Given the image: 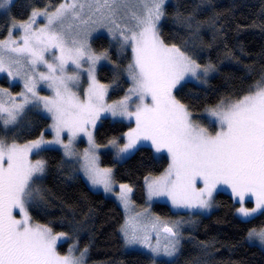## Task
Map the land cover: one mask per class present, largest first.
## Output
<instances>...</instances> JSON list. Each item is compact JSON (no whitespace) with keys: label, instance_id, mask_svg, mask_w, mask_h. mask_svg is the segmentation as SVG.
Instances as JSON below:
<instances>
[{"label":"snow or ice","instance_id":"1","mask_svg":"<svg viewBox=\"0 0 264 264\" xmlns=\"http://www.w3.org/2000/svg\"><path fill=\"white\" fill-rule=\"evenodd\" d=\"M11 2L0 0V8ZM128 3L129 0H92V3L65 0L51 14L33 11L26 23L13 24V30L19 28L23 32L20 42L0 41V73L7 72L15 79L22 68L30 69L22 77L25 89L20 93L22 103H15L6 90L0 89L11 101L9 104L0 100V124L5 130L16 125L25 105L35 100L51 114V128L55 132L54 140L45 141L41 137L25 144L9 143L6 136H0V264H83L87 249L79 257L73 255L71 248L67 255H60L57 242L66 234H53L50 227L30 223L26 205L33 202L34 177L38 178L45 168L44 161L33 162L30 155L45 144H62L66 155H72V143L84 134L90 145L83 155L88 179L92 185L102 186L105 192L113 191L112 170L98 166L97 146L90 130L105 112L135 121L136 126L126 134L127 143L119 148L118 156L146 141L157 153L166 152L170 157L165 172L148 183L150 197L167 196L177 207L208 209L212 206L213 191L225 185L242 205L237 209L242 220L247 221L256 213L264 214V84L256 85L242 98L228 104L221 101L209 109L210 116L219 124V131L214 135L209 133L207 128L192 122L190 111L176 99L173 90L186 76L199 78L198 71L206 76L214 69L211 66L201 69L175 45L168 46L160 39L157 25L165 15V0H139L140 10L131 13L135 21L132 27L122 25L115 18L120 6L126 7ZM86 6L93 15L101 13L99 26L107 28L114 39L118 35L121 49L130 46L133 54V62L127 66L132 87L123 99L111 105L105 103L107 86L95 77V66L107 59V53L98 54L91 48L90 32L81 38H68L63 30L65 19L68 16L81 19ZM37 16L47 18L45 27H33ZM81 23L87 25L88 20L81 19ZM50 50L59 52V55L53 53L52 62L45 57ZM82 61L89 65L86 72L90 81L83 98L70 87L79 81V74H67L69 63L79 69ZM37 65H44L47 72H36ZM39 82H47L54 95L39 96L36 92ZM133 97L138 102L130 110ZM64 133L68 134L67 144L62 139ZM111 144L116 146V141ZM197 180L203 187H197ZM130 192L127 185L120 186L119 198L125 206ZM246 197L254 198L253 208L243 206ZM17 209L20 219L13 214ZM161 232L165 234L163 243ZM152 233L157 235L155 244ZM123 235L127 245L148 249L153 264L156 257L173 258L179 250L178 230L161 226L159 218L131 229L125 227ZM248 238L264 246V229L250 230Z\"/></svg>","mask_w":264,"mask_h":264},{"label":"trees","instance_id":"2","mask_svg":"<svg viewBox=\"0 0 264 264\" xmlns=\"http://www.w3.org/2000/svg\"><path fill=\"white\" fill-rule=\"evenodd\" d=\"M60 2L15 0L8 13L0 8V37L9 35L13 24L29 20L33 11H49ZM164 13L159 26L161 40L177 46L197 63L214 67V75L206 84L188 81L176 92L193 112L221 101L231 103L264 84V0H170ZM92 45L96 51L112 48L114 53L105 36L94 38ZM128 60L126 55L120 67H126ZM114 73L104 65L99 69V78L103 83L118 81L125 87L126 71ZM0 84L7 86L8 82L0 79ZM49 124L47 116L28 109L14 127L5 130L0 124V136L19 143L49 137V131L45 132ZM128 128L125 122L103 118L95 139L104 146ZM102 148L101 165L113 169L116 182L133 188L138 207L144 205L145 179L162 174L169 165L168 157L141 146L118 161L111 150ZM34 157L44 161L45 168L29 213L34 222L68 235L70 240L60 245L62 253L75 241L80 250L87 249L91 264H153L147 252L126 247L121 234L125 220L122 207L93 190L76 163L64 159L62 150L44 148ZM214 200L215 207L208 214L175 212L164 202L152 205V220L155 216L165 218L170 222L167 226L173 225L181 236L176 256L159 259L155 264H264V250L248 240L250 230L264 227V214L245 221L237 213L239 203L229 193L218 191Z\"/></svg>","mask_w":264,"mask_h":264},{"label":"rangeland","instance_id":"3","mask_svg":"<svg viewBox=\"0 0 264 264\" xmlns=\"http://www.w3.org/2000/svg\"><path fill=\"white\" fill-rule=\"evenodd\" d=\"M14 1L15 0H12L11 4L7 5L5 8H1L2 12L8 13L9 9H10V6L12 5V3ZM169 1L170 0H165L164 8H165L166 4ZM67 2L70 3L71 0H67ZM85 2H86V0H78V3H85ZM61 3H65V0H61V2L58 4V6H56L54 9L49 10L47 12L49 14H51L52 12H54L59 7V5ZM87 3H92V0H87ZM139 10H140L139 0H129V3H128V5L126 7L125 6H120V10L117 12V15H116L115 18L122 25L123 24H127L129 27H132V26H134L135 21L131 18V13L133 11H139ZM102 11H105V10H102ZM38 12H44V11H38ZM105 14H106V12H105ZM89 17H91V19H89ZM81 19L88 20V24L87 25L82 24L81 23ZM81 19H73L71 16H68L65 19V21H64L63 30H64V32H65V34H66V36L68 38H73V37L81 38L85 32H90V35L88 37V42H89L91 48L95 52H97L98 54L99 53H107V59H102L96 64V66H95V77H96V80L100 84L107 86V95L105 97V103L109 104V105L114 104L115 102L123 99L124 96L127 94L128 89L130 87H132V82L129 79L128 73H127V66L130 63L133 62V54H132V51H131V47L128 46V47H125L124 49H121L120 45H121L122 41L119 38V36L117 35V37L114 39L113 38V34L109 33L107 28H101L99 26V21L103 19V17L101 16V13H96L95 15H93L92 12L86 6L84 11L81 13ZM27 21H29V20H27ZM27 21L17 23L16 25H19V24H22V23H26ZM93 21H97V23H93ZM160 22H161V20L159 21V23L157 25L158 34H159ZM46 23H47V18L45 16H37L36 17V23L33 25V27L34 28L45 27ZM104 23H107V21L105 20ZM93 29H95V30H93ZM22 35H23V32H22L21 29L17 28L15 30H13V28L11 27L9 35H7V36H5L3 38L0 37V41L7 42V41H9V39H12V40H16L17 42H20V37ZM100 36H105L111 41V44L113 45V50H114L113 55L111 53L112 48H110L109 50H104V51H96L93 48V45H92L93 39L96 38V37H100ZM159 36H160V34H159ZM166 45H168V44H166ZM168 46H172V45H168ZM53 53H55L56 55H59L58 50H50L49 52L45 53V57L49 60V62H52ZM9 55H15V54H11L10 53ZM126 55H128V58H129L127 66L126 67H124V66L120 67V66L123 65L122 62L124 61ZM81 64H82V67L77 69L74 65L69 63V65L67 66V74L68 75H72V74H76V73L79 74V76H80L79 81L75 85H70V87H72V90L77 92L81 96V98H83L84 94H85V92H86V90H87V88L89 86L90 81H89V78H88V75H87V72H86V69L89 67L88 63L82 61ZM197 64H199V63H197ZM104 65L109 66L111 68L112 73L115 72L114 74H116V71H126V81H127V83H126L125 87H124L123 84H121L118 81H116L115 84H110V83L106 84V83L101 82V80L99 78V69L102 66H104ZM199 65L201 66V69L211 66V65H201V64H199ZM211 68L214 69V67H212V66H211ZM15 71H16V68L14 66L13 67V72L15 73ZM28 71H30V69L28 67L22 68L21 69V74L19 76H17L15 79H13L12 76H9L7 74V72L0 73V79H4L5 81L8 82V85H9V86L8 85L5 86L3 84H0V89L6 90V93L10 94L11 97H13L15 99V103H17V104L23 102V98L20 95V93L25 91V89L23 87V82L24 81H23L22 77H23V74L25 72H28ZM36 72H47V69H46V67L44 65H37L36 66ZM214 72H215L214 70H210L207 73V75L205 76V75H200V73L198 71L199 78L192 77V76H186L184 78V80H182L180 82V84L177 85L176 89L173 90V95L176 97V99L179 100L182 104H184L188 108V110L190 111L192 122L194 124L200 125L201 127L207 128L209 133H211L213 135L217 131H219V124H218V121L216 120L215 117L210 116L208 110L212 109V108H215L217 105L205 108V109H203L201 111H198V112H193L189 108V106L187 104H185L184 102H182L178 98L176 92L184 83H186L188 81H192V82H195V83H198V84H202V85L206 84L209 81V79L214 75ZM14 87H16L18 90L14 91L13 90ZM36 92L41 97H52L54 95L53 89L49 88L47 86V82H39L38 85H37V88H36ZM118 93H121V94L118 96ZM29 97H30V100H31V94H29ZM0 100H3L4 102L9 103V104L11 103V101L9 100L8 95L2 94V93H0ZM136 102H138V101L136 100L135 97H133V101H130V110H134ZM28 109H36L37 111L41 112L43 115L47 116L50 119L49 127L45 130V132L49 131L47 133L50 136L49 137H42V138L45 141L54 140L55 139V132L51 128V125L53 123V121L51 119V114L47 113L44 110L43 104L40 103L39 105H37V102L35 100H31V102L29 104L25 105L24 110H23V114ZM103 118H110L111 120H114V121L125 122V123L129 124V128L127 129V131L122 136L113 137L106 145L101 146V145H99L97 143V141L95 139V136H96L95 132H96V129L100 125V123H101ZM14 126L15 125H10L9 127L12 128ZM135 126L136 125H135L134 119L133 120H129L127 118L120 117V116L113 117L110 113H106L105 112V113H101L100 118L96 121L95 128L94 129H90L93 132L94 141H95V144L97 146L95 148V155L98 157V160H97L98 166L100 168H108V169L112 170V180H113L112 187H113V191H111V192H105L102 186H94V185H92L91 181L88 179V176H87V174L85 172V163L86 162L83 159V155H84V152H85L86 149H90V145L88 143L87 136H85L84 134H80L79 136H77L76 139L74 140V142L72 143V145H71V149H72V152H73L72 155H66L65 149H64L62 144H45L40 149L33 150L32 154L30 155V159L33 162H35L36 160H39V159H36L34 156L40 150H42L44 148H58V149L62 150V153L64 154V159L66 158V160L68 162H70V163H73V164L76 163V165L78 166L80 172L83 174V177L86 179V182L88 183V185L93 190L98 191V192H102L106 196H108L110 198H113L122 207V209L124 211V214H125L124 225H123V228H122V231H121V234H122L123 238H124L123 229L125 227L131 229L133 227L139 226L141 223H143L145 221L152 220V217H154V216H153L151 207H152V205L155 202L168 203L175 212H190V213L199 212V213H202V214H208L215 207V200L214 199H215L216 193L218 191H224V192L229 193L233 197V199L237 203H239L237 201L236 197L232 194L231 189L228 188L225 185H220V186H218L216 188L215 191H213L212 198H211V201H210L212 206L210 208H208V209L191 208V207H177V206L173 205L171 199L169 197H167V196H151L150 197L149 194H148V183L150 182L151 179H154V178H157V177L161 176L165 172L164 171L160 175L149 176V177H147L145 179L146 200H145V204L144 205L138 207V205L134 201L133 188L129 184L116 182L115 179H114V176H113V169L111 167H105V166L101 165V152L103 150L102 147H105V148L111 150L113 152L114 156L116 157V159L118 161H122V160L126 159L127 157H129L131 154H133L141 146L151 147L156 155H159V156L160 155H165V156H167L168 159H169V164H170V157L168 156V154L166 152L157 153L155 151L154 147L151 146V143L150 142H146V141H141L140 143L137 144V146L134 149H131L128 153H125L122 156H118L117 155V153L119 151V148L123 147V145L125 143H127L126 134L129 131H131L133 128H135ZM37 139H34V140H37ZM62 139H63V142L65 144H67L68 143V139H69L68 138V134L67 133L62 134ZM34 140H30V141L23 142V143H19V142H17V143L25 144V143H28V142H31V141H34ZM113 140L116 141V146H113L111 144V142ZM9 143H11V142H9ZM43 175H44V172L42 174H38V178L34 177L35 184H34V191H33V200L36 198V194H37V191L39 189L40 182H41V179H42ZM121 185H127L129 188H131V192L128 193V204H127V206H125V203L119 198L120 197V186ZM197 187L198 188L203 187L202 182L199 181V180H197ZM248 202H251L252 205L249 206L247 204ZM241 206L242 205L239 203L238 208L241 207ZM243 206L247 207L249 209L253 208L255 206L254 198L246 197L245 201L243 203ZM26 207H27V210H28V213H29V204L26 205ZM13 214L16 216L17 219L21 218V214L19 213L18 209L14 210ZM258 214L259 213L254 214L253 217L257 216ZM29 215H30V213H29ZM155 218H159V221H160L162 226L163 225H168L170 223L165 218H162V217H159V216H155ZM30 223H32L33 225L38 224V223L34 222L32 219H31ZM171 224H174V223H171ZM169 227H174V226L171 225ZM261 229H264V227H262L260 229H256V230L259 231ZM53 234H59V233L53 231ZM164 236H165V234L164 235L160 234V240H161L162 243L164 242ZM156 239H157L156 233L155 234L152 233V243L153 244H155ZM179 239H180V243H181V236L180 235H179ZM69 240L70 239L68 238L67 234H66V236L64 238L59 240L57 242V252L60 255H67L69 249L71 248V249H73V255L76 256V257H79L81 252H84V250H80L78 248L77 242H75V241H72V242H70L68 244V248H67L66 252L62 253L60 251V245L63 242H66V241H69ZM248 240H249V238H248ZM124 241H125V239H124ZM249 241L254 243V244H257L258 246H260L264 250V246H261V244L259 243L258 240L253 239V240H249ZM125 245H126V247L128 249L142 250V251H145L148 254H150V256H152L150 251L148 249H146L145 247H143L142 245H127V244H125ZM179 248H180V244H179ZM152 258H153V256H152ZM159 259H171V258H168V257H156L155 261H157ZM83 264H91V263H89L87 261V253L84 256Z\"/></svg>","mask_w":264,"mask_h":264}]
</instances>
